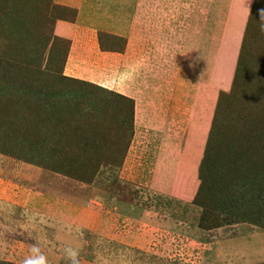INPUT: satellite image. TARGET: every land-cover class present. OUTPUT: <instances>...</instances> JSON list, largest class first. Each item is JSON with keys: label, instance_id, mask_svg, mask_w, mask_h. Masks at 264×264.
Masks as SVG:
<instances>
[{"label": "rangeland", "instance_id": "rangeland-1", "mask_svg": "<svg viewBox=\"0 0 264 264\" xmlns=\"http://www.w3.org/2000/svg\"><path fill=\"white\" fill-rule=\"evenodd\" d=\"M210 5L204 0V16ZM217 5L220 38L228 0ZM59 19L75 14L56 0H0V263L264 264V254L243 253L264 248V83L240 87L231 109L241 148L212 165L209 205H198L209 136L185 159L195 192L152 188L159 168L185 164L171 157L159 166L158 157L186 154V124L166 131L140 126L136 101L114 83L66 76L65 51L52 45ZM102 40L107 51H119L120 38ZM177 53L155 52L165 81L150 76L152 87L138 88L163 89L167 80L177 86ZM261 53L251 55L255 76L264 71ZM202 69L205 75L206 60Z\"/></svg>", "mask_w": 264, "mask_h": 264}, {"label": "crops", "instance_id": "crops-1", "mask_svg": "<svg viewBox=\"0 0 264 264\" xmlns=\"http://www.w3.org/2000/svg\"><path fill=\"white\" fill-rule=\"evenodd\" d=\"M210 2V11L204 16V0H56L59 6L76 13L73 21L60 19L54 28L57 37L70 43L64 67L66 76L100 85L114 83L117 92L136 101L140 126L166 131L175 130L170 125L179 129L180 124H186L190 148L177 157L173 151H164L159 154V166L171 157L177 162L192 160L195 144L204 146L209 136L220 93L230 91L233 85L256 0H228L220 38L215 20L219 0H214L215 9L213 0ZM102 34L120 38L119 51L110 52L102 47ZM204 34H210V40L206 38L204 42ZM188 36L192 39L188 40ZM204 49H210V57L205 55L204 59L208 64L205 75ZM157 51L178 52L177 86L167 80L163 89L138 88L142 83L150 88L152 81L146 79L150 76L157 82L165 81L162 66L156 71L152 62ZM144 72L149 75L143 77ZM183 144L184 141L179 146ZM187 160L179 167L176 162L177 167L172 170L159 168L151 187L172 195L183 187L194 189ZM173 174L177 175V184L171 178ZM159 177L164 183L162 187ZM243 253L259 256L264 254V248H248Z\"/></svg>", "mask_w": 264, "mask_h": 264}, {"label": "trees", "instance_id": "trees-1", "mask_svg": "<svg viewBox=\"0 0 264 264\" xmlns=\"http://www.w3.org/2000/svg\"><path fill=\"white\" fill-rule=\"evenodd\" d=\"M72 12L75 14L76 17V13L74 11ZM102 35H101L102 47L105 46L107 48V45L102 40ZM257 36H262V38L256 40ZM262 44H264V0H256L253 11L250 16V21L246 31L244 44L241 50L239 63L237 66L233 85L230 90L231 92L224 94L222 93V96L219 97L216 114L213 119L211 132L209 133L210 135L207 143L205 158L201 166L200 177L202 184H201V188L199 189L200 192L198 193V196L195 199V202L198 205L200 204L202 206L209 205L207 202L210 196L208 191L215 186L214 184L209 186L207 180V174L210 168L212 167V165L214 164L217 165L221 158L227 156V154H230L232 151L241 148L243 138L237 136L235 133V129L233 127V118H232L234 112L232 113L231 104L232 102H234V100H236L235 98L237 97V94L239 93V89L242 85L246 86L247 88L252 87V85L248 84L247 81L255 82V80H257L261 83H264V71H261L262 73H257L255 76V74H251L254 71L250 64L251 55L253 54H256V56L262 55L261 51L264 50L262 48ZM52 45L53 47H56L58 51H65L64 62H63V69H64L66 59L69 53L70 43L65 39L57 37L54 33ZM247 51H248V57L246 58ZM261 68L264 70V67ZM260 89L264 90L262 88ZM217 169L218 168H216V170ZM234 203L238 205L240 203V200H238L237 198L234 200ZM0 264H6V263H0Z\"/></svg>", "mask_w": 264, "mask_h": 264}]
</instances>
